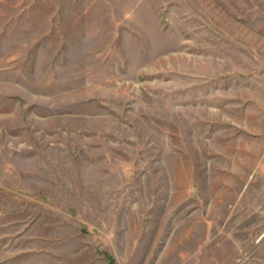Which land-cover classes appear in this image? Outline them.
I'll use <instances>...</instances> for the list:
<instances>
[{"label": "rangeland", "instance_id": "374dc122", "mask_svg": "<svg viewBox=\"0 0 264 264\" xmlns=\"http://www.w3.org/2000/svg\"><path fill=\"white\" fill-rule=\"evenodd\" d=\"M0 264H264V0H0Z\"/></svg>", "mask_w": 264, "mask_h": 264}]
</instances>
